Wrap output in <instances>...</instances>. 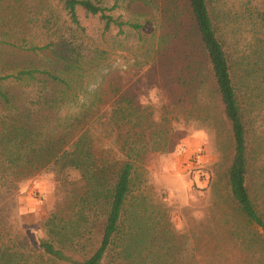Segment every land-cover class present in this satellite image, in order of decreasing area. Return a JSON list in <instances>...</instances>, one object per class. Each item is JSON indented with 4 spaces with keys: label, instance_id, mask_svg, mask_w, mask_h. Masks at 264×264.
Segmentation results:
<instances>
[{
    "label": "trees",
    "instance_id": "1",
    "mask_svg": "<svg viewBox=\"0 0 264 264\" xmlns=\"http://www.w3.org/2000/svg\"><path fill=\"white\" fill-rule=\"evenodd\" d=\"M58 1L67 21L60 24L50 15L45 23L51 56L13 74L0 71V264H168L173 253L155 234L156 212L143 196L141 168L155 143L165 146L172 126L159 125L152 108L139 105L132 94L112 89L109 119L118 153L109 160L95 151L89 115L58 118L70 98L72 74L105 56L85 42L79 11L99 18L105 30L124 26L102 0ZM165 5L164 13L179 27L173 38L182 34L202 60L187 55L191 78L180 85L198 92L199 106L210 107L207 99L214 98L230 126V157L214 185L227 211L224 220L213 221L228 227L226 237L212 236L246 254L251 264H264V145H250L254 103L244 93L247 79L264 83L263 40L252 55H236L227 35L233 32L226 31L235 17L228 0H163ZM256 11L254 33L263 38L264 9ZM71 172L82 187L71 182ZM42 175L56 179L61 204L33 242L20 227L22 219L12 214L10 198L21 184Z\"/></svg>",
    "mask_w": 264,
    "mask_h": 264
},
{
    "label": "rangeland",
    "instance_id": "2",
    "mask_svg": "<svg viewBox=\"0 0 264 264\" xmlns=\"http://www.w3.org/2000/svg\"><path fill=\"white\" fill-rule=\"evenodd\" d=\"M102 1L112 9L108 14L124 26L105 30L99 18L79 11L85 42L104 51L105 56L84 63L72 74L70 98L60 106L58 118L89 115L87 125L95 151L111 160L118 153L117 134L109 119L112 89H122L135 96L142 107H151L159 125L173 129L164 136L169 139H163L165 146L155 143L150 148L140 171L143 196L156 212L157 239L159 243L162 237L166 239L173 253L168 264H251L239 249L213 237H226L228 227L215 226L213 221L222 220L227 211L214 185L230 157V126L221 119L214 98L207 99L210 107L203 102L199 106L198 92L180 85L191 78L186 70L187 55H192L193 62L202 61L196 46L183 42L182 34L173 38L179 27L164 13L163 0ZM228 3L235 17L226 31L237 33H227L228 42L236 55H252L259 48L258 39L264 44V36L255 35L253 28L256 10L264 9V0ZM50 15L58 16L60 24L67 21L58 0H0V71L13 74L25 63L43 64L44 58L51 56V32L45 26ZM189 91L194 94L190 96ZM244 93L254 103L249 141L258 149L264 145V83L247 79ZM92 107L93 111H88ZM70 180L77 188L83 185L75 172L70 173ZM60 204L57 181L51 175L26 181L10 198L12 214L22 219L20 227L33 242Z\"/></svg>",
    "mask_w": 264,
    "mask_h": 264
},
{
    "label": "built area",
    "instance_id": "3",
    "mask_svg": "<svg viewBox=\"0 0 264 264\" xmlns=\"http://www.w3.org/2000/svg\"><path fill=\"white\" fill-rule=\"evenodd\" d=\"M197 158L199 159V158H200V156L198 155V156H197Z\"/></svg>",
    "mask_w": 264,
    "mask_h": 264
}]
</instances>
